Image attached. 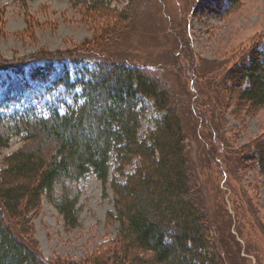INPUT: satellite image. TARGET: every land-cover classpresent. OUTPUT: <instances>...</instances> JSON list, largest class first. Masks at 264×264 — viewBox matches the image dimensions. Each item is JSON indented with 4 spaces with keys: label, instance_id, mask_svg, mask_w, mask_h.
Instances as JSON below:
<instances>
[{
    "label": "rangeland",
    "instance_id": "374dc122",
    "mask_svg": "<svg viewBox=\"0 0 264 264\" xmlns=\"http://www.w3.org/2000/svg\"><path fill=\"white\" fill-rule=\"evenodd\" d=\"M93 2L0 0V116L71 103L79 89L67 83L96 61L149 70L175 94L195 196L220 254L226 264H264V170L248 159L264 141V106L240 97L249 84L230 73L253 47L264 50V0ZM146 103L143 137L157 117ZM21 145L2 149L0 166ZM73 189L80 226H67L47 197L33 218V238L54 263L82 264L118 233L110 186L104 194L90 174Z\"/></svg>",
    "mask_w": 264,
    "mask_h": 264
},
{
    "label": "trees",
    "instance_id": "16d2710c",
    "mask_svg": "<svg viewBox=\"0 0 264 264\" xmlns=\"http://www.w3.org/2000/svg\"><path fill=\"white\" fill-rule=\"evenodd\" d=\"M243 61L230 72L236 85L249 84L240 97L264 106V50L253 47ZM67 86L79 92L63 107L0 116V154L14 138L22 142L0 166V264H67L42 256L33 218L47 197L67 226H80L73 184L90 174L104 194L112 188L115 210L108 217L119 228L105 252L82 264H226L196 199L182 119L163 80L138 66L100 60ZM146 102L157 117L143 137ZM257 149L248 159L264 170L262 139Z\"/></svg>",
    "mask_w": 264,
    "mask_h": 264
}]
</instances>
